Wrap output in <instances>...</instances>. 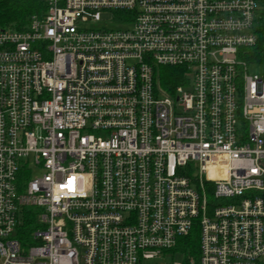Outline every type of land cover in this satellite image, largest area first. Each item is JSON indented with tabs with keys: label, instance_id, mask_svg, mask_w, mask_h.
I'll return each mask as SVG.
<instances>
[{
	"label": "built area",
	"instance_id": "obj_1",
	"mask_svg": "<svg viewBox=\"0 0 264 264\" xmlns=\"http://www.w3.org/2000/svg\"><path fill=\"white\" fill-rule=\"evenodd\" d=\"M261 65L264 0H47L0 28V264H264Z\"/></svg>",
	"mask_w": 264,
	"mask_h": 264
},
{
	"label": "trees",
	"instance_id": "obj_2",
	"mask_svg": "<svg viewBox=\"0 0 264 264\" xmlns=\"http://www.w3.org/2000/svg\"><path fill=\"white\" fill-rule=\"evenodd\" d=\"M46 9L47 0H0V28L26 30L32 17L43 16ZM184 76L182 69L161 68L159 77L164 87L171 88L180 85ZM31 230L27 228L25 234L30 235Z\"/></svg>",
	"mask_w": 264,
	"mask_h": 264
},
{
	"label": "rangeland",
	"instance_id": "obj_3",
	"mask_svg": "<svg viewBox=\"0 0 264 264\" xmlns=\"http://www.w3.org/2000/svg\"><path fill=\"white\" fill-rule=\"evenodd\" d=\"M111 18V14L109 15H103L102 21L109 24V20ZM251 75H257L259 77L264 76V66H253L250 69ZM186 260V257L183 253L176 252V253H170L169 255H166L165 257H162L159 260L147 262L146 264H184Z\"/></svg>",
	"mask_w": 264,
	"mask_h": 264
}]
</instances>
